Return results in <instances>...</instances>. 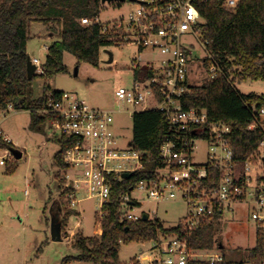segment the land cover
<instances>
[{"label": "built area", "instance_id": "2783aa9c", "mask_svg": "<svg viewBox=\"0 0 264 264\" xmlns=\"http://www.w3.org/2000/svg\"><path fill=\"white\" fill-rule=\"evenodd\" d=\"M209 0H125L106 3L110 7H121L125 2L136 3L138 7L121 15L113 23L101 22V16L94 22L82 19L84 25L93 23L103 26V33L109 35L112 46L131 43L137 47L138 56L131 61V88L120 84L114 91L118 104L133 107L125 113L133 118L135 112L158 109L166 122L191 135L182 149L178 144L168 142L162 147L164 167L157 171L154 179L142 180L128 194L120 196V219L137 222L145 213H135V207L142 201L133 197L136 193L148 201L161 202L180 199L188 206L182 225L193 230L201 220L215 215L222 217L232 211L239 202L254 204L252 220L256 235L263 238L264 247V176L252 175L253 169L264 167V141L259 146L255 160L247 161L240 169L234 162L230 141V127L222 121H210L205 110L183 108L181 99L188 91L193 58V40L204 52L202 64L210 63L207 75L215 79L221 72L208 52V40L202 37L201 15L198 5ZM239 0H225L224 6L234 8ZM103 5V4H102ZM105 5V4H104ZM47 51L49 46L44 47ZM33 65H40L32 58ZM114 63V58L113 62ZM11 109V108H9ZM9 112V111H8ZM39 114L52 118L51 128L60 132L73 145L66 151L64 164L70 173L65 175L63 190H70V206L77 204V196L84 189L97 201V210L103 216L113 187L124 179L125 174H134L144 168L143 153L120 146L121 138L115 132V111L91 107L75 95L48 90ZM3 114V113H2ZM264 116V109L260 111ZM258 124L249 127L253 130ZM1 132V131H0ZM2 133V132H1ZM3 135V133H2ZM5 136V135H4ZM4 141L11 142L5 136ZM207 145V163L196 164L193 154L196 143ZM16 159L12 149L0 151V167ZM219 169L217 184L211 186L208 166ZM27 194V192H26ZM164 246L160 258L149 264H189L191 260L207 261L210 264L224 262L220 250H191L187 241L163 238ZM147 257L136 258L131 264L143 263ZM81 264V263H77ZM261 264H264V259Z\"/></svg>", "mask_w": 264, "mask_h": 264}, {"label": "trees", "instance_id": "16d2710c", "mask_svg": "<svg viewBox=\"0 0 264 264\" xmlns=\"http://www.w3.org/2000/svg\"><path fill=\"white\" fill-rule=\"evenodd\" d=\"M224 2L209 0L198 5L202 37L209 41L207 50L222 73L210 79L207 59L204 83L189 85L181 102L185 110H205L210 121H222L230 127L234 162L241 169L247 161L255 160L264 141V116L260 114L264 109V95L242 94L236 88V84L243 81H264V0H239L230 9ZM101 11V0H0V115L9 108L29 111L31 130L42 133L45 128H51L52 118L37 112L42 108L49 88L36 98L32 83L39 76L50 78L65 73V53L73 55L78 63L98 65L101 49L112 46L113 42L103 33L101 24L84 25L81 20L94 22L101 16ZM33 22L43 23L49 37L58 36L59 39L49 46L46 61L41 66L42 74L35 73L29 79L27 65L31 59L27 44ZM132 121L131 148L143 153L144 168L132 174L130 179L114 185L101 217L100 234L93 237L75 235L73 248L76 255L65 257L60 264H124L119 256L122 245L155 241L160 235L187 241L189 248L195 251L220 250L224 257L220 264H261L264 247L259 233L247 255L242 253L240 261H227L223 243L218 239L219 215L201 220L191 231L182 223L172 228L158 219L137 222L120 219V196L130 193L142 180L157 176V171L165 166L161 153L166 143L174 142L182 149L191 136L169 125L158 109L135 112ZM255 122L258 126L250 130ZM54 141L59 146L55 163L60 169L66 168L64 156L73 142L60 137ZM8 147L10 145L0 132V149ZM17 166L7 165V172L13 173ZM207 169L211 177L209 182L215 186L219 169L211 165ZM61 188L59 185V190ZM70 194V190H63L57 200L49 199L51 216L59 215L62 229L73 213L69 209ZM189 264L210 263L191 260Z\"/></svg>", "mask_w": 264, "mask_h": 264}, {"label": "rangeland", "instance_id": "374dc122", "mask_svg": "<svg viewBox=\"0 0 264 264\" xmlns=\"http://www.w3.org/2000/svg\"><path fill=\"white\" fill-rule=\"evenodd\" d=\"M137 7L136 3L130 2L123 3L119 8L102 5L100 20L112 24L116 18L126 16ZM58 39V36L49 37V31L43 23L31 24L27 53L30 59L36 58L40 61L36 69L37 75L42 74L41 66L46 61L47 50L44 47ZM192 42L194 56L190 84L200 86L206 79L202 64L206 54L190 40ZM105 51L112 53L113 64H107L109 56ZM137 56V47L131 43L102 48L97 66L78 63L73 55L65 53L64 64L67 71L50 78L37 77L32 83L33 96L40 97L45 88H49L56 92L71 93L91 107L115 111V132L121 138L120 146L125 148L131 141L133 126L132 118L125 112L133 107L118 104L114 91L120 84L127 88L132 87L133 77L122 73L131 70V61ZM236 88L242 94L264 95V81L247 80L236 84ZM30 123L29 111L9 109V112L0 115V131L11 142L8 144L11 148H8L21 154L20 159L8 163V166L18 165L13 173L7 172V166L0 167V264H60L65 257L76 255L73 248L75 235L93 237L101 232L97 201L81 189L77 204L69 207L73 213L62 229V241L51 240L52 216L49 199L53 202L59 198L65 175L70 171L60 169L54 160L59 151L54 139L60 137L61 133H55L50 128H45L42 133L35 132L31 130ZM8 148L0 151L4 154V150ZM207 151L205 143H196L193 154L196 164L207 163ZM255 174L264 176V167L253 169L252 175ZM59 185H62L61 190ZM133 197L142 201V205L135 207V213H145L150 220L158 219L166 227H177L188 213L187 204L180 199L157 203L136 193ZM253 208L254 204L251 202L236 203L233 210L226 211L219 220L218 239L223 243V253L228 262L240 261L241 254L247 255L255 245L257 230L251 217ZM63 216L64 212L61 219ZM163 238L166 237L160 235L155 241L122 245L119 252L121 262L131 264L138 257H147L143 263L149 264L160 258L161 248L166 242Z\"/></svg>", "mask_w": 264, "mask_h": 264}, {"label": "water", "instance_id": "95a60500", "mask_svg": "<svg viewBox=\"0 0 264 264\" xmlns=\"http://www.w3.org/2000/svg\"><path fill=\"white\" fill-rule=\"evenodd\" d=\"M116 1L124 2L125 0H101V3L104 5L106 3H112V2H116ZM131 1H135V0H131ZM105 53L108 54V56H109V60H108L107 64H112L113 58H114L112 53L110 51H105ZM36 69H37V67L32 64L31 60H29L28 65H27V76L29 79H31L34 76V74L36 73ZM13 153H14L16 159L21 158L20 153H16L15 151H13ZM131 176H132L131 174H125L123 177H124V179L128 180L131 178ZM142 220L143 221L149 220L148 215L144 214L142 217ZM50 234H51V240L53 242H61L62 241V223L60 222L59 215L52 216V218H51ZM221 249H222V247H221Z\"/></svg>", "mask_w": 264, "mask_h": 264}]
</instances>
